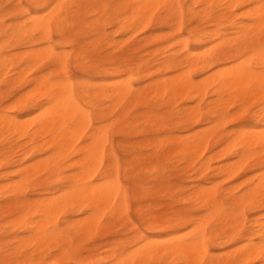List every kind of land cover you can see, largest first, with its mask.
<instances>
[{
    "label": "bare ground",
    "instance_id": "obj_1",
    "mask_svg": "<svg viewBox=\"0 0 264 264\" xmlns=\"http://www.w3.org/2000/svg\"><path fill=\"white\" fill-rule=\"evenodd\" d=\"M50 1L54 0H42L41 3L38 1L37 11L30 14L28 20L20 24L10 34L0 32V79L3 78L9 86L13 85L17 79L22 81L24 75L18 70L19 67L15 61L18 58H13L8 53L12 49L24 47L27 43L36 42V40L27 41L35 34L40 35L39 40L41 42H50L53 33L64 36L65 26L70 25L69 23L74 18L71 5L60 1L55 4V7H51L52 2ZM181 2L182 0H129L127 7L132 11V15L123 18L122 22L135 26L140 20L147 18V13L156 6L170 4L173 5L171 6L172 11H175L174 14L177 15L175 17L177 25L181 28L184 15V7ZM260 3L261 0H195L188 8L189 21L195 19L201 21L208 18L212 22L226 21V23H229V27L239 36L237 39L239 43L236 44L237 48H233L231 46L234 43L233 41L229 43L222 40L212 48L208 46V49L204 52L191 51L185 48L189 51L185 62L192 67H198L197 69L200 72L208 75H205L206 77H203L204 79L201 81L198 80L199 82L188 75V77L180 80L174 79L172 82L163 80L157 84V90L154 91L158 92L156 97L159 98L176 89L177 93H174L178 97L179 94H182L190 96V98H193L191 100H194L198 96L200 97V94L204 95L211 87L214 88V93L218 96L215 107L205 113L210 119L213 118L211 116H214L217 124L210 128L208 133L200 137H196L191 141H181L182 156L188 155V152L192 153L193 157L195 152L197 155L198 151L205 147L210 137L224 123L226 114L225 111L223 112V106L220 108L224 100H226L227 106L231 102L235 103L234 101L245 99L247 103V98H249V102L252 99L250 96H256L257 98L260 95L261 97L264 92V20L260 18L258 7ZM252 4L255 5L254 8L237 13L238 9ZM195 5H202L203 8L198 10ZM39 9H43V12ZM102 11H105V9ZM192 33L196 40L202 43L203 34L199 30ZM224 35L220 29H217L215 32L210 33L209 39L214 41V38L221 39ZM13 41L16 42L15 45L11 44ZM84 50L79 48L75 51L76 62L81 66L80 68L85 71H93L97 76H107L108 78L123 75L120 77L122 79L113 80L115 83H107L100 88L96 87L92 79L76 84L68 76L64 80L52 81L48 75H41L29 82L32 85L30 88L28 87L30 90L22 95L17 102L18 112L22 114L37 113L35 117H32L33 119L28 116L30 120L27 118L23 121L18 117L0 115V138L3 144L0 151L3 152L2 156H4L3 160H0V166L13 167L15 164L20 165L27 158L34 157L35 151H44V154H46V157L39 161L28 166H22L21 169L15 171L20 176V179L14 184L16 186L14 196L17 200L7 206V209L18 207L23 214L14 222L11 220L13 224L10 228H14L13 233L16 235L21 232L28 233L27 237L17 239L19 245L16 251L21 255H17L19 259L15 260L18 264H25V262L27 264H33V262L34 264H47V257L44 255L29 258L31 256L28 254H22L27 246L34 247L35 253L43 252L51 246L64 249L70 248L74 242L70 236L72 233L77 234L78 237L87 236L98 230L107 212L111 213L110 217L126 213L129 209L130 193L122 185L119 177V160L113 156L112 148L107 153V149L111 144L110 133L115 129L119 135H142L150 126L153 128L161 127L162 118L149 109L145 99L149 94V90L137 91L135 89V82L144 77L142 75L147 72L144 63H133L128 58H121L111 61L110 65L107 66L88 61L83 55ZM249 52L252 54L250 57L247 56V59L232 65L228 64L240 59ZM20 56L21 58L25 57L28 62L35 65L53 59L54 65H58V69L67 75L65 69L68 54H58L54 45H49L41 50L39 48L25 50ZM73 63L74 66L75 63ZM169 63H165V66H168ZM219 64H224V66L217 69ZM11 72H14L12 78ZM26 84L27 82H24L21 86L23 87ZM225 95H228V98L223 100ZM195 96L197 97L195 98ZM156 97L155 99H157ZM129 100L130 104H128ZM228 100L230 102H227ZM136 108H146V110L135 114L134 110ZM224 108H226V105ZM258 109L260 110V108ZM191 110L194 115L192 121L196 123L204 113L202 114L200 106H192ZM255 113L254 118H252L254 120L251 119L255 122V125L252 128H243L238 131L231 143H227L228 145L230 143V149L227 148L228 150L220 158L229 156V151H232L233 154L238 153L244 160L251 154L253 149H261L264 152V106ZM94 114L100 122L108 120H111V122L108 121L109 124L101 127H94L92 123ZM237 114L238 112L234 115L237 116ZM44 136L45 138L47 136L48 140L38 143L34 148H28L20 154L24 157L18 160L10 159L15 152L12 147L13 142L26 139V143L23 142L22 146L19 145V148H26V144L38 142ZM172 142L175 143V140ZM164 143L166 142L163 140L131 143L130 145L120 142L119 146L124 151L134 153L133 160L130 163L133 167L128 168L130 171L128 172V178L133 179L130 190L132 189L135 200L150 197L156 193L152 191L153 188L147 190L142 180L138 179V176L146 173V164L152 162H150L152 158L150 154L142 153L143 149L152 147L155 144L162 147ZM257 153L259 154L261 151ZM107 155L113 157V161L109 164H106ZM74 158L75 161L72 164L65 165L67 161ZM194 158L197 159L196 156ZM194 158L193 160H195ZM210 161H207L206 170L210 168ZM240 162L237 163L236 161L237 165L234 162L236 166H231L235 171L234 169L231 170L230 165L227 164L219 166L218 170L235 175L236 171L241 168V163H244V161ZM148 171L150 170L148 169ZM40 173H45L49 178H54L51 183L54 184L57 181L60 186L54 187L48 193V196L39 200L21 199L33 179ZM4 176L7 177L8 175L5 174ZM97 178L100 182L95 181ZM259 181V184L256 182L258 186L254 183L255 185L250 187V190L245 194L242 193L241 196H236V192L233 190L228 191L226 196L222 193L226 197L225 201L220 199L221 194L217 189H210L213 187L212 185L207 190L208 192H203L199 186L201 191L192 196L196 197L198 204L208 207V214L202 215V218H190L186 214L168 208V211L161 215L150 214L144 216L149 225L148 235L132 238L124 243L123 250L119 252L114 250L107 257L91 254L77 256L72 252L67 253L68 257H72L77 264H104L110 259L115 261L114 264H264L259 252L262 240H264V234H262L264 217L256 219L253 224L255 227L254 235L257 236L258 241H255L253 237L242 238L245 225L244 221L238 222L242 216L241 207L244 208L245 205H249L256 211L264 209V202L262 201L264 197V172ZM37 186L39 188L35 190L40 192L44 190L42 183H38L33 187ZM40 192L38 195H42ZM227 203L230 207H227ZM69 209L75 210L73 214H87V216L85 215L86 217L84 216V218L77 221L63 220L64 225H66V228L63 229L61 228L60 219ZM138 212L142 213L143 211L139 210ZM185 229L188 230L181 233ZM156 234H165V237H157ZM239 238L243 240L241 241L242 245H240L241 243L238 244ZM211 245L218 248L228 245H235L236 247L228 250V252L226 251L227 258L220 261L218 255L212 252ZM237 245L240 246L237 247ZM66 252L64 250L61 254L58 253L60 255L53 258L54 262L64 264L65 260L63 258L67 256ZM89 252H93V250H89ZM11 255L13 254L11 253ZM6 260L13 261L11 259ZM0 261L5 260L0 259Z\"/></svg>",
    "mask_w": 264,
    "mask_h": 264
},
{
    "label": "rangeland",
    "instance_id": "obj_2",
    "mask_svg": "<svg viewBox=\"0 0 264 264\" xmlns=\"http://www.w3.org/2000/svg\"><path fill=\"white\" fill-rule=\"evenodd\" d=\"M38 1L41 3L42 0H0V32L10 34L20 24L25 23L28 20L29 15L37 11ZM60 1L65 2L67 5H71L74 15L73 20L69 23L70 25H66L64 28V36L53 33L50 42H41L39 40L40 35L35 34L27 41L36 40V42L27 43L24 47L12 49L8 53L13 58H18L15 61L18 64V70L24 75V77L22 81L17 79V81H15V83L13 82L14 84H11L10 86L6 84L3 78L0 79V115L5 114L11 117H18L23 121L27 120V118L29 120L30 118L33 119L32 117H35V114L37 113L31 112L29 114H22L18 112L19 109L17 106L19 98L30 90L29 88L32 85L29 82L41 75H48L52 81L64 80L58 79L60 77H64L65 74L58 69V65H54L52 62L53 59H48L43 64L35 65L28 62L25 57L21 58L20 56L23 52H25V50H32V48L34 50L38 48L41 50L49 45H54L58 54H68V59L66 61V73L67 76L70 77L76 84L84 80L92 79L96 87L101 88L107 83H115L113 80L118 81L122 79L120 77L123 76L119 75L114 78H108L107 76H97L93 73V71L83 70L80 68L81 66L78 65L75 58V51L79 48L85 49L83 55L88 61L97 62L98 64L108 66L111 61L121 58H128L132 60L133 63H144L147 72L142 75L144 77L135 82V89L137 91L144 89L149 90V94L145 99L147 100L149 109L156 112V114L162 118V123L161 127L158 128L150 126L142 135H119L116 133L115 129L110 133L111 144L107 149V153L112 148L114 152L113 156L119 160L120 180L122 185L127 188L130 193L129 209L126 213L110 217L111 213L107 212L104 215L98 230L87 236L78 237L77 234L72 233L70 236L74 242L70 248L68 247L64 249L62 247L51 246L43 252L35 253L33 250L34 247L27 246L22 251V254H28L31 256L29 258H37L38 256L44 255L47 257V264H57L54 262L53 258L59 256L62 252H64V250L65 252L67 251V256L63 258L65 260L64 264H77L72 257H68L67 253L72 252H74L77 256H87L91 254L107 257L110 256L114 250L115 252L123 250L124 243H127L132 238H138L140 235H148L149 225L144 216H148L150 214L161 215L162 213L167 212L169 208L172 211L186 214L190 218L199 219L202 218V215L205 216L208 214V207L198 204L196 197H193L196 193H199L201 189L203 192H208L207 190H209L212 185L213 187L210 189H217L219 194H221L220 199L224 200L228 191L233 190L236 192V196H241L248 192L250 187H253L256 182L259 184V179L264 172V152L261 149H253L251 151V154H253H250L248 156L249 158L247 157L248 159L245 158L247 161L242 159L238 153L233 154L232 151H229V156L225 158H220V156L230 149L229 145L238 131L243 128H252L255 125V122L252 121L254 119L252 118H254V115L256 114L255 112L260 111L262 106H264V92L261 97L260 95L257 98L256 96H250L252 97L250 102L249 98H247V103L245 99L234 101L235 103L231 102L229 106H227L226 100H224L228 98V95L223 96L224 101L222 102L223 104L220 105V108L223 106V112L225 111L224 113L226 114L224 123L210 137V140L205 147H202L203 149L201 148V150L198 151V156L195 154L196 152L194 153L197 157L196 159L190 152H188V155L182 156L180 142L183 140L191 141L196 137H200L201 135L208 133V130L217 124L214 116H211L213 118L210 119L205 115L206 112L211 111L215 107V102L218 99V96L214 93V88H208L204 95L200 94L202 97L197 95L198 97L195 96L197 99L194 100H191L193 99L192 97L190 98V96L182 94H179L178 97V95L175 94L177 93L176 89H173L170 93L165 94L161 98L156 97L158 92L154 91L157 90V84L163 80L172 82L174 79L180 80L188 77V75L196 82L204 79L203 77H206L205 75L208 74L200 72L197 69L198 67H192L189 63L185 62V58L188 57L189 52L186 49L188 48L191 51L198 50L199 52H204L208 49V46L209 48H212L222 40L229 43L233 41L234 43L231 42V46L233 48H237L236 44L239 43L237 40L239 36L234 33L232 28L229 27V23H226V21L212 22L208 18L201 21L198 19L189 21L190 14L188 8L195 2V0H182L181 4L184 7V15L183 25L181 28L177 25V20L175 18L177 15L174 14L175 11H172L171 6L173 5L170 4H160L156 6L153 10L147 13V18L140 20L135 26H132L131 24H124L122 22L123 18H127L132 15V11L127 7L129 0H54L50 1L52 2L51 7H53V5L55 6V4ZM195 7L198 10L203 8L202 5H195ZM254 7L255 5L252 4L240 8L237 10V13L241 11H249ZM103 9H105V11H102ZM39 10L43 12V9ZM217 29H220L225 35L221 39L214 38V41H212V39H209L210 33L215 32ZM196 30H199V32L203 34L202 43L196 40V37L193 36L192 32ZM11 44L15 45L16 42L13 41ZM251 54V52L246 53L240 59L234 60L228 64L232 65L247 59V56L250 57ZM73 62L75 63L74 66L72 65ZM165 63H169V65L165 66ZM223 66L224 64H219L217 69H220ZM13 73L14 72L10 73L11 78ZM24 82H27V84L22 87L21 85ZM155 97L157 99H155ZM227 102L230 101L228 100ZM128 104H130V100L128 101ZM224 104L226 105V108H224ZM192 106H200L202 114L204 113L202 116L200 115V120L196 123H193L192 121V118L194 117L192 113L193 111L191 110ZM188 107L191 109L188 110ZM184 108L190 111V113H188V111ZM258 108H260V110ZM143 110H146V108H136L134 111L135 114H137L136 112ZM236 112H238L237 116L234 115ZM108 121L109 123L111 122V120ZM108 121L100 122L96 115H93L92 123L94 127L107 125L109 124ZM230 136L233 137L230 138ZM47 140V136L46 138L45 136L41 137L38 142L26 144V148H19L24 144L23 142H27L26 139L13 142L12 147L15 149V152L12 154L10 159L13 158L14 160H18L21 157H24L23 155L20 156V154L28 150V148H34L38 143H42ZM162 140L166 142L162 145V147H158V145L155 144L152 147L143 149L142 153L146 155L150 154L152 157L150 162H152L146 164V173L138 176V179L142 180V183L147 190L153 188L152 191L156 193L150 197H143L139 200H135L132 194V189L130 190V188H132L133 179L131 180L128 178V172H130L128 168L133 167L130 163L133 160L134 153L124 151L119 144L120 142H124L125 144L130 145L131 143H142L146 141L158 142ZM174 140L175 143L172 142ZM1 141L2 139L0 138V147L3 145ZM228 142H230L229 145L227 144ZM256 150L257 152L261 151V153H254ZM2 153L3 152L0 151V160H3L4 158ZM199 154H202V156L200 157ZM44 157H46L44 151H35L34 157L30 159L27 158L20 165L15 164L13 167H8L6 165L0 166L1 260L11 259L15 261L17 258L19 259L18 256L21 255H19L16 251V248L19 245L17 239L28 236V233L26 232H21L16 235L13 233L14 228H10L14 220L18 219L19 216L23 214L21 209L18 207L7 209V206L17 200L14 196V190L16 189L14 184L20 179V176H18L15 171L21 169L22 166L24 167L35 163ZM193 158L195 160H193ZM209 160H211L209 164L210 168L206 170V167L208 166L207 161ZM235 160L237 163H239L240 160L241 162L244 161V163L240 162L242 165L240 164L241 168H239V170H237L238 168L236 167L237 171L235 175H230L218 170V167L224 164L230 165V167L236 166L237 163ZM74 161L75 158L67 161L65 165L68 166ZM112 161L113 157L107 155L106 164H109ZM232 167L231 170L234 169ZM148 169L150 171H148ZM131 172L133 171L131 170ZM257 172H261V174ZM5 174L8 176L5 177ZM53 180L54 178H49V176L45 173L38 174L33 179L31 185L21 199L36 201L40 198L48 196L51 189L60 186L57 181L54 184L51 183ZM95 181L100 182L99 178ZM38 183H42L44 190L41 192L39 190H35L36 188H39L38 186L35 188L33 187ZM256 186L258 185L256 184ZM39 192L42 195H38ZM222 193L225 196H223ZM262 199L264 202V197ZM226 205L227 207H230L228 203ZM240 209L242 211V216L238 222L240 223L241 221H244L245 225L242 238L253 237L255 238V241H258L257 236L254 235L255 227L253 224L256 219L264 217V209L256 211L249 205H245L244 208L241 207ZM139 210H142L143 212L139 213ZM73 212H75V210L69 209L68 212L61 217V228H66L63 220L69 219V221H77L80 218H84L85 215L87 216V214H73ZM187 230L188 229H185V231L182 230L181 233L186 232ZM155 236L165 237V234H156ZM242 238H239L238 241V244L241 243L240 245L243 244L241 242L243 241L241 240ZM240 245H237V247ZM211 247L213 249L212 252L215 255H218L219 260L224 261L227 258L226 254L228 250H231L236 246L228 245L218 248L211 245ZM89 250H93V252H89ZM11 253L13 255H11ZM58 253L60 254L58 255ZM113 262L115 263L114 260L110 259V261H107L104 264H114Z\"/></svg>",
    "mask_w": 264,
    "mask_h": 264
},
{
    "label": "snow or ice",
    "instance_id": "obj_3",
    "mask_svg": "<svg viewBox=\"0 0 264 264\" xmlns=\"http://www.w3.org/2000/svg\"><path fill=\"white\" fill-rule=\"evenodd\" d=\"M55 7V6H53ZM259 10H260V18L261 20H264V0H261V3L259 4ZM65 72H67V69H65ZM67 75H65L64 77H60L58 79H67ZM262 234H264V229H262ZM260 256L262 258V260H264V240H262V243H261V247H260ZM0 264H18L17 261H0ZM25 264H27V262H25ZM34 264V262H33Z\"/></svg>",
    "mask_w": 264,
    "mask_h": 264
}]
</instances>
